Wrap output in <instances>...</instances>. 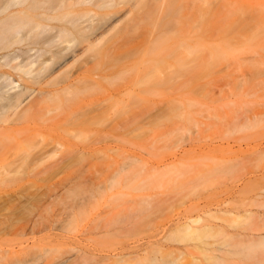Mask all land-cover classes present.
<instances>
[{"label": "rangeland", "instance_id": "rangeland-1", "mask_svg": "<svg viewBox=\"0 0 264 264\" xmlns=\"http://www.w3.org/2000/svg\"><path fill=\"white\" fill-rule=\"evenodd\" d=\"M63 1L91 39L14 75L43 108L0 138V264H264V0Z\"/></svg>", "mask_w": 264, "mask_h": 264}, {"label": "bare ground", "instance_id": "bare-ground-1", "mask_svg": "<svg viewBox=\"0 0 264 264\" xmlns=\"http://www.w3.org/2000/svg\"><path fill=\"white\" fill-rule=\"evenodd\" d=\"M51 1H53V3L55 2L54 0H46L44 2L45 10L42 13H38L39 11L38 8L36 9V7L34 9L35 11L37 10L35 14L28 11V9H25L13 16H10L8 20H4L0 23V52L2 51L10 52L9 54H5L0 58V135H1L0 138L2 137V135L3 136L7 135L8 131L10 130V128H8L6 125L12 120V118L16 119L22 116L33 117V114L34 116L35 115L38 116V113L43 108L41 107L42 105L41 106L27 105L28 104V102H26L27 99L30 98L35 93V90L29 86L23 87L21 84H19L16 81L14 75L18 74L20 78L23 79L27 78L29 81H33V82L38 81L39 79L42 78L46 79L47 77L56 73L58 70L65 67L68 64V57H77L78 46L70 45V44L75 43L76 41H78L79 44V40L81 41V43H85L87 41H90L91 39L90 36L83 34L80 35L78 32L75 31V26L79 22V18L77 19L76 15L73 12L70 11L67 12L70 15L64 12L62 13L63 10L59 11L61 13L54 12L56 7L58 6L61 7L60 4L64 3L63 0H57L56 1L57 3L55 2L56 5L51 3ZM203 1L205 4H207V6L209 7L211 6L210 8L214 10L212 11V14L208 13L212 19L214 18L213 17V15H215L214 13L217 11H221V13H216V14H219V16L220 14L223 15L222 12V10H224L223 8L228 6L227 5L222 8V3L227 2L225 0H222L221 2L217 1L216 4H214L215 2H211L210 0H203ZM209 2L213 3L214 5L213 4L211 5V3ZM46 3L50 4V5L48 4L49 7H46L47 5ZM86 3L88 4V2ZM194 4H196L198 7V4L195 2L192 5H190L189 8H191V6H192L191 9H193V7L197 8ZM213 7H217V9L215 8L213 9ZM197 9H196L198 11L197 14L204 13L206 11L205 8H203L205 11L204 10L202 11L201 6L198 7ZM196 10L195 12H197ZM90 12L92 11H88L87 13L83 14V16H89ZM230 13L232 15L233 12ZM71 15H72V19L70 18ZM226 15H224L222 19H225V17H227ZM216 17L218 16L216 15L215 18ZM215 20H217V18L214 19V21ZM53 21H56L57 24H53L52 23ZM220 21H222L221 18ZM220 21L217 22L220 23ZM227 21H229V19ZM40 43H42V45L44 44L45 46L47 45L49 47L48 51H46L45 54L51 53L52 57L48 60L43 61V67L40 70L35 71L34 67L41 62L43 53L41 54L40 51H37L38 52L37 54L34 53L35 55H32V51L34 49L33 46L36 44L39 45ZM26 45H27V49L28 47H30L28 51L23 50L26 49L25 47ZM20 46L21 47L24 46L25 48H23L20 53L11 54V52L14 50L15 47H20ZM72 46L76 49L72 48ZM55 48H58V50L55 51ZM69 49H71L70 50L71 52L68 54L67 52H69ZM52 63L54 64L51 66ZM100 77L102 79H105L104 75L103 76L101 75ZM66 80L70 81L69 78ZM75 83H76L75 80L74 81L71 80L69 83H66L67 85L65 87L70 88L74 86ZM54 84L55 83L53 84L49 83V86ZM28 119L31 120L30 118ZM33 120H35L34 117ZM0 142H2V140H0ZM0 144L3 145L2 143Z\"/></svg>", "mask_w": 264, "mask_h": 264}]
</instances>
